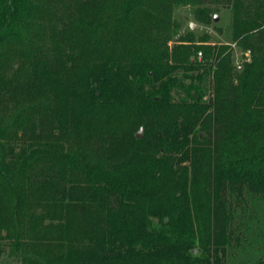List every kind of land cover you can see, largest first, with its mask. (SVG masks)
Returning a JSON list of instances; mask_svg holds the SVG:
<instances>
[{"label":"trees","instance_id":"1","mask_svg":"<svg viewBox=\"0 0 264 264\" xmlns=\"http://www.w3.org/2000/svg\"><path fill=\"white\" fill-rule=\"evenodd\" d=\"M211 2L240 68L179 34ZM243 191L264 203V0H0V254L221 264Z\"/></svg>","mask_w":264,"mask_h":264},{"label":"rangeland","instance_id":"2","mask_svg":"<svg viewBox=\"0 0 264 264\" xmlns=\"http://www.w3.org/2000/svg\"><path fill=\"white\" fill-rule=\"evenodd\" d=\"M211 7V17L217 15L218 20L205 24L193 17L190 7H181L175 10L174 16L181 24L179 34L191 32L195 36L207 35V44L229 45L232 49L233 64L240 68L246 57L250 58V50H242L236 42L231 40L232 13L221 4L208 3ZM189 23L194 25L189 29ZM178 35L169 41L172 48ZM233 45V46H232ZM209 93L206 94V98ZM141 131V132H140ZM143 130L138 129L135 134ZM225 210L229 212L228 245L226 256L221 264H256L264 254V203L257 196L243 191L241 195L227 199ZM7 249V248H6ZM195 255H199L196 249ZM0 264H17L16 256L7 249L0 254Z\"/></svg>","mask_w":264,"mask_h":264},{"label":"water","instance_id":"3","mask_svg":"<svg viewBox=\"0 0 264 264\" xmlns=\"http://www.w3.org/2000/svg\"><path fill=\"white\" fill-rule=\"evenodd\" d=\"M217 20H218L217 15H214V16H213V21L216 22ZM140 132H141V131H140ZM140 132L137 133V135H136L137 138L140 137V134H141ZM165 221H166V219H165ZM191 253H192V254H195V253H196V249H193V250L191 251Z\"/></svg>","mask_w":264,"mask_h":264},{"label":"built area","instance_id":"4","mask_svg":"<svg viewBox=\"0 0 264 264\" xmlns=\"http://www.w3.org/2000/svg\"><path fill=\"white\" fill-rule=\"evenodd\" d=\"M193 27H194V25H193L192 23H189V29H191V30H192V29H193ZM232 46H233V45H232ZM201 56H202V55H201V53H200V52H198V53H197V58H198V59H200V58H201ZM249 59H250L249 57H246L245 61H249Z\"/></svg>","mask_w":264,"mask_h":264}]
</instances>
